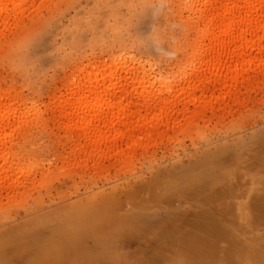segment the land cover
Segmentation results:
<instances>
[{"label": "rangeland", "instance_id": "rangeland-1", "mask_svg": "<svg viewBox=\"0 0 264 264\" xmlns=\"http://www.w3.org/2000/svg\"><path fill=\"white\" fill-rule=\"evenodd\" d=\"M227 2L237 6L232 5L234 10L245 8L243 0H25L18 11L6 10V21L0 20V232L36 226L88 202L97 206L104 201L111 216L120 217L133 209L131 191L134 200L147 197V183L173 164L202 161L206 152L213 156L210 152L219 147L216 151L222 152L213 156V165L236 167V152L247 156L264 147V66L255 71L243 62L256 50L231 57L226 53L235 51V45L226 43L221 58L231 66L238 63L241 70L228 92L219 85L223 69L206 70L218 57L208 12ZM222 10L213 13V21L226 17ZM98 70L102 77L97 79ZM225 71L220 78L224 84L233 75ZM82 80L88 85L81 105ZM186 81L190 85L183 92ZM98 82L109 86L104 99L91 94L94 88L89 87ZM120 100L133 114L123 130L136 119L137 110L147 119H162L149 111L160 113L164 100H174L168 108L171 119H148L135 132L139 141L132 146L129 138L115 145L114 126L107 122L102 129L110 136L99 150L95 136L80 130L75 116L68 114L81 106ZM145 100L147 107L141 104ZM160 181L154 183L160 187ZM176 200L174 211L182 207ZM165 210L152 205L141 223H160ZM108 221L101 220L95 239L85 237L83 252L102 253L93 244L113 233ZM133 235L107 246V256L113 244L118 253L112 248L115 257L107 264H120L117 256L122 260L137 252L146 239L137 241L141 236Z\"/></svg>", "mask_w": 264, "mask_h": 264}, {"label": "bare ground", "instance_id": "bare-ground-1", "mask_svg": "<svg viewBox=\"0 0 264 264\" xmlns=\"http://www.w3.org/2000/svg\"><path fill=\"white\" fill-rule=\"evenodd\" d=\"M24 1L0 0V20H5L4 13L6 10L12 7L18 11L17 9L22 6ZM243 1L245 8L243 2L240 7H243L241 9L244 10H234L232 7L234 1L232 5L227 2L225 7L219 6L223 8V10L219 9L223 11L224 14L220 11L223 16L226 15L222 18L221 14L222 20L218 19L219 21H213L215 16L211 18L213 13L216 16L220 15L219 7L217 6L218 11L212 10L214 12H210L209 9L213 7L208 8L206 6L209 15L211 13L209 19H213L210 20L211 26L208 28L216 29L215 32L212 30L214 33L210 31L212 33L210 35L216 41L213 51L218 56L210 62L206 70L212 72L220 68L224 72H227L225 69L233 72L226 84H224L225 80L220 83V78L225 74L224 72L222 74L223 70L218 75L220 88L227 92L232 87L233 80L236 81L237 79L234 75L241 70L239 68L238 71V63H233L234 65L231 66L221 58L226 52V43L229 45L232 42L235 45V51L230 50L231 52L227 51L226 53L228 56L230 54L231 57L233 54L238 57L251 52L253 49L256 50L249 59H246L247 61H243L246 62L245 68H253L256 71V69L264 66V0ZM235 8H237L236 5ZM217 12L218 14H216ZM206 15L208 16V14ZM113 67L114 69L117 68V66ZM111 69L113 68L111 67ZM101 75L102 73L98 70L94 76L98 79ZM225 76L227 77V75ZM99 83L97 87L94 85V87L89 88H94L91 94H96L98 98L104 99V96L109 92V86L103 82L100 85ZM72 85L73 83L70 86ZM78 85L82 90L79 97L81 102L87 96L84 95V90L87 89L88 84L87 81L82 80ZM189 85L190 82L186 81L180 90L184 92ZM174 100L162 101V104L159 103L160 113L149 111V115L155 116L157 114L159 116L161 114L163 117L170 115L168 108L174 104ZM192 100L195 101L196 98L193 96ZM141 104L147 107L149 101L145 100ZM126 107L127 104L122 100L118 102L103 101L98 105L81 106L68 115L75 116L76 125L80 127V130L86 131L92 139L95 136L94 143L99 144V148L96 147L99 150L101 144H105L110 136L106 130L102 129V125H106L107 122L114 126L112 141L115 145L118 144L116 142L129 138V144L132 146V143L136 145L138 139L134 137L137 129L147 123L149 124V120L153 122L157 117H148V120L145 117L146 114L144 115L140 112L141 110H137L136 119L133 118L131 124H128L129 126L125 127L126 130H123L121 126L126 124L128 118L132 119L130 117L133 115L132 111L129 113L125 110ZM163 117V120L168 119L167 117L171 119L170 116ZM158 119L156 120L158 121ZM162 119L160 118L159 121H163ZM110 148L112 150L113 146H109ZM216 150L210 152L211 155L215 157L220 155L219 152L222 151L217 152ZM236 153L235 159H233L236 167L233 165L215 166L213 163L216 159L206 152L202 161H199V158L198 160L194 159L180 167H175L178 164L176 163L173 164V167L163 169L164 171H161L159 176L151 175L154 178H150L151 183H147V197L138 201L137 199L134 200L132 197H137L131 191L133 209L120 217H112L109 206L104 204V201L97 206L88 202L85 207L75 206L74 209L66 213L63 212L59 216L50 218L46 215V218L41 221L37 217V221L39 220L40 223L36 226L23 224L21 227L17 226L19 228L10 227L11 229L1 231L0 264H72L73 260L77 261L76 264H107L108 259L111 256L115 257V253H117L113 244L114 248L108 249L112 255L107 256V250L105 251L107 246H112L111 242H115L118 237H128L131 234L141 236H137V241L138 238L146 240L136 250L137 252H132L128 258L120 260L121 255H119L120 257L117 256L116 259H119L120 264H264V147L247 156L243 150L238 155ZM197 167L200 169L195 172ZM158 180H162L160 187H158ZM176 198L180 203L177 207H182L174 211L175 209L172 208L171 204L177 201ZM152 205L166 209V217L156 225H143L144 222L141 223V217L147 213ZM106 219L109 220L107 222L109 232L113 231L114 235L113 233L108 235V233L98 239L100 241H96L97 243H94L93 246L102 248V251H99L102 253L90 256L88 252H83V247L86 246L85 237L95 239L97 232L102 230L103 225L101 223L104 221L101 222V220ZM128 228L131 229V233L128 232ZM119 230L121 231L119 232ZM90 247L88 248L91 249ZM112 248L115 253L111 250Z\"/></svg>", "mask_w": 264, "mask_h": 264}]
</instances>
